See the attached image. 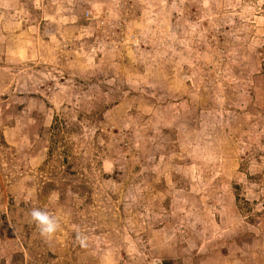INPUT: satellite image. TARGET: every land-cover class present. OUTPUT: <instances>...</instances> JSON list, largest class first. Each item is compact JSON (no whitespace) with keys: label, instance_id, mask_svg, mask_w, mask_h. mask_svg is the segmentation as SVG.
Segmentation results:
<instances>
[{"label":"rangeland","instance_id":"374dc122","mask_svg":"<svg viewBox=\"0 0 264 264\" xmlns=\"http://www.w3.org/2000/svg\"><path fill=\"white\" fill-rule=\"evenodd\" d=\"M0 264H264V0H0Z\"/></svg>","mask_w":264,"mask_h":264},{"label":"clouds","instance_id":"9594fccd","mask_svg":"<svg viewBox=\"0 0 264 264\" xmlns=\"http://www.w3.org/2000/svg\"><path fill=\"white\" fill-rule=\"evenodd\" d=\"M30 216L36 223L42 235L51 236L59 226L54 218L39 209L33 208L30 212Z\"/></svg>","mask_w":264,"mask_h":264}]
</instances>
